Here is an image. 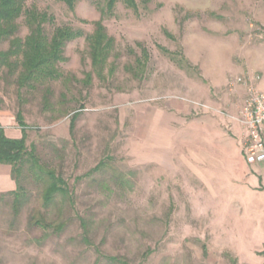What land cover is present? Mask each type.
Returning <instances> with one entry per match:
<instances>
[{"label": "rangeland", "instance_id": "rangeland-1", "mask_svg": "<svg viewBox=\"0 0 264 264\" xmlns=\"http://www.w3.org/2000/svg\"><path fill=\"white\" fill-rule=\"evenodd\" d=\"M135 1L136 12L118 4L104 16L103 0L73 10L26 1L52 18L48 32L83 37L63 48L62 77L36 91L1 68L0 112L21 111L27 150L64 179L72 204L43 209L40 182L23 173L18 211L0 193V264H107L96 251L128 264H264V164L241 157L236 121L246 87L264 91V0ZM101 18L115 42L112 75L84 86L85 36ZM35 211L66 227L43 237L28 223Z\"/></svg>", "mask_w": 264, "mask_h": 264}, {"label": "trees", "instance_id": "trees-1", "mask_svg": "<svg viewBox=\"0 0 264 264\" xmlns=\"http://www.w3.org/2000/svg\"><path fill=\"white\" fill-rule=\"evenodd\" d=\"M27 0H0V44L7 43L8 47L0 51V69L6 68L10 76H15V83L19 89L36 91L38 87L59 80L62 75L58 64L64 61L63 48L68 42L83 37L80 30L68 26H58L48 32L46 26L52 22V18L35 7H27ZM69 10H73L77 0H58ZM104 9L101 16L111 14L118 4L124 8L137 11L135 0H103ZM22 23L27 34L20 38L18 31ZM91 72L85 75L84 86H90L93 77L105 81L106 75H112V71H106L109 59L115 50L114 39L107 34L103 25V19L93 23V30L85 36ZM143 59H137V65L143 70L146 66L147 54L141 51ZM47 103V97H44ZM77 115H73L69 124V133L72 134ZM15 122L21 131V138L8 139L0 128V163L11 167V178L15 183V189L6 193L13 197V208L16 211L26 201V192L21 185L20 177L25 174L33 175L41 184L39 202L43 209L64 203L72 204L71 193L64 179L54 170L40 164L35 155V148L29 150L26 147L27 125L24 122L21 111L15 115ZM104 167L100 162L86 175L99 172ZM120 175V174H119ZM118 175V176H119ZM60 210V209H59ZM79 226L82 230V241L91 246L88 238L86 221L79 217ZM30 226L43 232V237L50 234L59 235L66 227V221L59 219L48 220L39 211L33 212L28 220ZM98 258L107 264H128L124 257H111L100 254ZM264 256V249L260 253Z\"/></svg>", "mask_w": 264, "mask_h": 264}, {"label": "built area", "instance_id": "built-area-1", "mask_svg": "<svg viewBox=\"0 0 264 264\" xmlns=\"http://www.w3.org/2000/svg\"><path fill=\"white\" fill-rule=\"evenodd\" d=\"M240 155L248 165L264 164V91L250 85L239 111Z\"/></svg>", "mask_w": 264, "mask_h": 264}, {"label": "crops", "instance_id": "crops-1", "mask_svg": "<svg viewBox=\"0 0 264 264\" xmlns=\"http://www.w3.org/2000/svg\"><path fill=\"white\" fill-rule=\"evenodd\" d=\"M236 121L240 126L239 112L236 117ZM0 128L2 129L4 136L8 139L17 140L21 138V131L15 122V118H12L6 113L0 112ZM260 166L263 165L260 164ZM14 189L15 183L11 178V167L0 163V193L13 191Z\"/></svg>", "mask_w": 264, "mask_h": 264}]
</instances>
